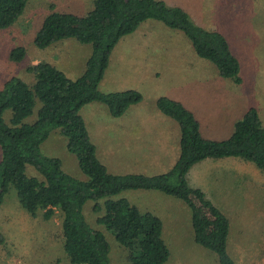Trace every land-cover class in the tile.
<instances>
[{
  "label": "rangeland",
  "instance_id": "1",
  "mask_svg": "<svg viewBox=\"0 0 264 264\" xmlns=\"http://www.w3.org/2000/svg\"><path fill=\"white\" fill-rule=\"evenodd\" d=\"M164 1L184 8L195 24L226 35L239 60V81L221 76L213 62L197 54L181 29L158 18L144 19L112 47L97 85L105 93L133 88L140 92V99L116 116L99 99L79 109L96 154L110 173L158 174L169 170L177 159L180 126L158 108L159 96L177 99L191 109L200 120L204 137L229 136L234 122L249 106L256 108L264 125V0ZM51 7L81 13L93 7V0H27L16 21L0 27V88L11 76L33 83L35 74L27 65L41 59L71 78L83 72L90 43L74 37L45 47L34 43V35ZM16 45L25 47L20 60L10 58V50ZM39 105L35 96L32 112L24 120L33 122ZM10 114V108L3 111L5 121ZM40 152L57 157L71 175L88 177L76 153L67 148L58 126L41 141ZM236 160L246 162L245 171L224 164ZM249 165H254L251 169L256 174L247 170ZM25 171L39 175L30 164ZM187 181L192 187H200L228 217L226 245L234 263L264 264V170L238 156L206 157L190 167ZM113 196H123L142 211L150 210L161 217L162 236L169 248L168 258L161 264H219L217 254L194 239L191 209L183 199L154 188H127ZM92 204L87 200L83 211L105 235L111 264L126 262L127 248L114 238L111 229L95 222ZM198 208L203 211L199 204ZM0 233V264H72L62 246L59 217L46 219L41 211L32 216L20 204L12 184L0 202Z\"/></svg>",
  "mask_w": 264,
  "mask_h": 264
},
{
  "label": "trees",
  "instance_id": "2",
  "mask_svg": "<svg viewBox=\"0 0 264 264\" xmlns=\"http://www.w3.org/2000/svg\"><path fill=\"white\" fill-rule=\"evenodd\" d=\"M26 3L27 0H0V27L15 22ZM146 18H158L181 29L197 54L213 62L221 76L239 81V60L226 35L195 24L179 5L164 0H93V7L83 13L51 7L34 35V43L45 47L58 39L74 37L90 43L91 51L83 72L76 78L41 59L27 65L35 74L33 83L18 76L4 81L0 88V202L12 184L20 204L32 216L41 211L46 219L59 217L62 246L70 263L111 264L105 235L83 211L84 203L92 200L95 222L111 229L114 238L127 248V260L122 264H161L169 256L161 217L150 210L142 211L123 196H113L127 188L159 189L183 199L190 207L194 239L213 250L219 264H235L226 245L228 217L205 197L200 187L189 185L187 172L199 160L222 156H238L264 170V125L254 106L234 122L229 136L215 139L201 134L199 118L181 101L159 96L156 105L178 121L180 134L177 159L169 170L158 174L108 172L79 112L84 103L99 99L116 116L140 99V92L133 88L105 93L97 85L112 47ZM24 55L23 45L10 50L13 60ZM35 96L40 101L38 115L29 122L24 118L32 112ZM7 108L11 110L8 122L3 117ZM54 126L65 135L67 148L76 153L81 170L88 175L86 179L64 171L57 157L40 152L41 141ZM27 164L39 175L27 174Z\"/></svg>",
  "mask_w": 264,
  "mask_h": 264
},
{
  "label": "crops",
  "instance_id": "3",
  "mask_svg": "<svg viewBox=\"0 0 264 264\" xmlns=\"http://www.w3.org/2000/svg\"><path fill=\"white\" fill-rule=\"evenodd\" d=\"M79 3H82L83 2V0H77ZM81 13H83V12H81ZM55 42V41H54ZM53 43V42H52ZM51 45V44H50ZM107 67V66H106ZM106 69V68H105ZM105 71V70H104ZM248 163V162H247ZM225 165H228V166H235V167H237L238 168V170L239 171H245L246 170V168H245V164H246V162L245 161H241V160H236V161H234V162H230V163H228V162H226V163H224ZM250 164V163H249ZM251 166H254V165H249V169H247L248 171H250V172H253V174H256V170L252 167V169H251ZM196 175H199L200 173H199V171H198V173H195ZM197 177L198 176H194V178L195 179H197ZM256 178V177H255ZM261 179V178H260ZM261 183H264V181H262Z\"/></svg>",
  "mask_w": 264,
  "mask_h": 264
}]
</instances>
